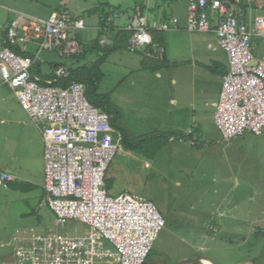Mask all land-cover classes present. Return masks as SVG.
Wrapping results in <instances>:
<instances>
[{"label": "rangeland", "instance_id": "374dc122", "mask_svg": "<svg viewBox=\"0 0 264 264\" xmlns=\"http://www.w3.org/2000/svg\"><path fill=\"white\" fill-rule=\"evenodd\" d=\"M242 2L246 9L234 8L236 13L246 12L249 21L264 16V10L246 0ZM187 4L188 0H0V25H5L12 13L41 18L64 14L84 22L82 35L89 42L98 36L100 17L114 10L122 12L117 22L124 23L128 15L132 19L134 10L144 6L143 15L150 27L156 22L152 21V12L146 11L147 6H155L158 16L163 13L161 22L167 25L172 17L179 16L184 26L176 44L170 43L174 38L171 30L166 33L151 29L154 45L130 52L127 43L117 40L116 48L100 65L98 92L108 99L107 115L117 142L105 174V190L112 196L124 193L146 198L165 220L147 264H180L194 257L208 258L214 264H264V139L262 149L259 147L261 159L249 157L242 166L231 155L238 141L221 139L213 121L211 97L218 78L213 79L199 66L192 73L191 65L195 59L206 63L212 54L207 49L210 44L217 49L220 60L225 61V56L213 36L187 33ZM52 52L39 55L35 65L39 64L41 71L51 61L66 66L74 62L71 57ZM97 58V51H88L77 64ZM172 59L178 62L177 76L184 82L186 106L173 104L182 86L171 84V78L176 77ZM205 78L212 79L213 84L205 86ZM196 95L192 101L186 99ZM31 122L15 92L1 85L0 171L8 172L12 181L6 187L0 185V264L12 263V238L17 230L57 231L69 236L83 235L87 230L74 220L56 225L55 216L46 205L47 195L41 189L44 165L37 160L32 142V133L39 131ZM121 132L126 141H120ZM262 134L264 137V129ZM153 137L154 142L159 141L157 152L149 145L144 149L128 145ZM30 159L31 163H25ZM18 183L33 187H13Z\"/></svg>", "mask_w": 264, "mask_h": 264}, {"label": "built area", "instance_id": "2783aa9c", "mask_svg": "<svg viewBox=\"0 0 264 264\" xmlns=\"http://www.w3.org/2000/svg\"><path fill=\"white\" fill-rule=\"evenodd\" d=\"M246 2L257 9L264 7L259 0ZM119 18L121 14L114 12L108 22ZM177 26L175 17L169 25L160 22L152 27L144 15L132 19L124 28L131 33L128 50L136 52L150 45L151 29L165 32ZM1 28L5 46L0 49V86L5 84L15 92L42 136L46 205L56 225L74 220L87 228L76 236L17 230L11 264H144L165 220L146 198L107 194L105 174L117 148L108 115L88 103L82 84L52 85L67 76L64 67L56 68L52 80L31 73L42 52L56 51L59 57L81 53L76 34L84 29L83 21L64 14L47 19L17 15ZM185 29L214 32L227 56L228 69L213 114L221 139L260 135L264 129V58L254 57L251 41L264 43V16L245 22L227 0H188ZM26 44L35 46L33 54L21 56L11 49ZM111 44L107 36L99 38L100 46ZM10 181L8 174L0 173V185L6 187Z\"/></svg>", "mask_w": 264, "mask_h": 264}, {"label": "crops", "instance_id": "0c3cea01", "mask_svg": "<svg viewBox=\"0 0 264 264\" xmlns=\"http://www.w3.org/2000/svg\"><path fill=\"white\" fill-rule=\"evenodd\" d=\"M148 10V12L149 11H151L152 12V14H151V18H152V21L153 22H156L157 24L158 23H160L162 20H164L163 18L164 17H162V14L163 13H161L159 16H158V11H156L155 12V10H156V8H155V6L154 7H148L147 6V9H146V11ZM180 11V10H179ZM115 12H119L120 14H122V12L120 11V10H115ZM186 12H187V7L185 6V10H184V16H185V14H186ZM54 14H57V13H53L52 15H54ZM12 15L13 16H11L10 18H8V19H6L5 20V24H6V21L8 22V21H10V20H12L13 18H15V17H17V15H24V16H29V17H35V16H33V15H27V14H23V13H12ZM52 15H49L47 18H49L50 16H52ZM123 16V15H122ZM121 16V17H122ZM146 17V16H145ZM179 17V16H178ZM177 17V18H178ZM35 18H40V19H47V18H41V17H35ZM119 19H121V18H119ZM119 19H117V20H119ZM126 19H128L126 22H124V23H120V22H117V20H114L113 21V23H112V28H111V30H110V32H108V34H110V37L111 36H114L115 35V33L119 30V29H122V28H124V27H126L127 25V22L128 21H130V20H132L131 19V16H127L126 17ZM80 20V19H79ZM146 20H147V17H146ZM156 23H154V24H156ZM83 24H84V22H83ZM149 24V23H148ZM1 26V25H0ZM2 26H4V25H2ZM182 26H184V24H183V22H182V19L181 18H178V26H177V29L176 30H171L172 32H170V33H173L172 35H174V38H173V40H171L170 41V43H175L176 44V42L177 41H179L180 39H177L179 36V34L182 32V29L181 28H183ZM84 27H85V25H84ZM96 28H97V30H98V28H99V24L96 26ZM84 30V29H83ZM82 30V31H83ZM82 31H80L79 32V34L82 36V39H83V41L85 40L86 41V37H85V35H84V33H83V35H82ZM152 31V30H151ZM151 31H150V34H151ZM184 31V30H183ZM166 32V31H165ZM1 33H2V31L0 32V35H1ZM4 33V32H3ZM166 33H168V32H166ZM187 33H189V32H187ZM190 34H206V35H208V36H213L214 38H215V40H217V38H216V36H215V34H214V32H206V33H198V32H196V33H190ZM110 37H108L109 39H110ZM152 37V36H151ZM153 38V37H152ZM86 43H88V41H86ZM85 43V44H86ZM2 44H3V41H1V39H0V49L2 48L1 46H2ZM155 44V42L154 41H152V43L150 44V45H154ZM166 45L164 44V47H165ZM23 47V46H22ZM19 47L20 49H21V51H23V52H25V53H28L29 55L30 54H33L34 53V51H35V46L34 45H31L30 44V46L29 47ZM149 46H146V47H144V49L146 48H148ZM198 47V46H197ZM217 47H218V45H217ZM252 47H253V55H254V57L255 58H258V59H260V58H264V43H262L259 39H254L253 40V45H252ZM193 48V47H192ZM145 49V50H146ZM207 49H210V50H212V54H210L208 57H207V61H205L206 63H204V61H201V60H199V59H195V60H197L196 61V63L194 64V65H191V72L193 73L194 72V68H198V66H199V68L200 67H202L203 69H205V70H207V72L211 75V77L213 78V77H216L215 79L217 80V78H218V80L217 81H219L218 82V84H217V81H216V86L214 85V89H212V91H211V97H212V106H213V109L215 108V104L217 103V100H218V96H219V92H220V89H221V85H222V77H223V69H226V72H227V69H228V60H227V56H226V54L218 47V50L220 51V52H222L223 54H224V56H225V61L224 60H220V58H221V56L218 54V52H217V49L215 48V47H213L211 44L210 45H208V47H207ZM34 50V51H33ZM45 52H52V51H45ZM53 53V52H52ZM162 55H163V59L166 61L168 58H167V56L165 57V49H163V51H162ZM192 59H194V56H193V58ZM184 62V61H183ZM187 62H188V60H187ZM49 64H55L53 61H51V62H48ZM172 65H171V67L173 68V70H176V77H172L171 78V84H172V86H178V85H181L182 86V89H181V92L180 93H178L176 96H175V99L176 100H174L173 101V104H177L178 102H180V104H182L183 106H186V105H184L183 103H185V100L183 99V97H185V95H184V92L186 91V89H184V87H183V85H184V82H182V80L177 76V71H178V69H177V67H178V62H176L174 59H172V63H171ZM51 65L50 66H48L45 70H43V71H41L40 70V66H39V64L37 65V69H36V71L34 72V73H32L34 76H36V77H38L39 79H43V80H46V79H48V76L50 75V73H51V71H52V69L51 68H49V67H51ZM206 67H210V68H213V70H209V69H207ZM172 73V72H171ZM193 78V77H192ZM191 78V81H194V79H192ZM214 79V78H213ZM209 81H212V82H209ZM204 82H205V86H207L208 84H213V80L212 79H209V78H205L204 79ZM189 89H187V91H188ZM202 89H200V92H202L201 91ZM197 96L198 95H196V96H193V97H189V98H186V99H188V100H190V101H192V100H194V98L196 97L197 98ZM22 107V106H21ZM22 110H24L23 109V107H22ZM24 112H25V110H24ZM26 113V112H25ZM27 114V113H26ZM28 116V115H27ZM28 118H29V116H28ZM30 119V118H29ZM31 121V120H30ZM32 124H33V122H31ZM34 125V124H33ZM35 128H36V126H35ZM39 131V130H38ZM189 132V131H188ZM32 138H33V144L35 145L34 146V150L35 151H37V153H36V158H37V160L38 159H40V162H42L43 161V165H44V159H43V152H44V143H43V139H42V136H41V134H40V131H39V134H36L35 132H33L32 133ZM262 139H264V137H263V134H262V132H261V134L260 135H252V134H250V133H245L244 135H242V136H240V137H237L236 139H234L235 141H238L237 142V144H236V146L234 147V148H232L231 149V155H233V159L238 163V164H241V165H239V166H242L243 165V162L247 159V158H249V157H252V158H255V159H257L258 160V158L259 159H261V155H260V153H261V150H260V148L262 149V147H260V145H261V141H262ZM234 140H232V141H234ZM30 141H31V139L29 140V143H30ZM260 147V148H259ZM33 148V147H32ZM248 156V157H247ZM32 162V159H30V160H28V161H26L25 163H31ZM255 163H257V162H255ZM0 173H6V174H8V172H6V171H0ZM9 175V174H8ZM10 176V175H9ZM42 185H41V189H42V191L44 192V194H45V197H46V193H45V191H44V189H43V170H42ZM11 181H12V178H11ZM31 185V184H30ZM33 186V185H32ZM120 194H122V193H120ZM113 196H115V195H113ZM47 198V197H46Z\"/></svg>", "mask_w": 264, "mask_h": 264}, {"label": "trees", "instance_id": "16d2710c", "mask_svg": "<svg viewBox=\"0 0 264 264\" xmlns=\"http://www.w3.org/2000/svg\"><path fill=\"white\" fill-rule=\"evenodd\" d=\"M229 2V4H231L233 6V8H243L244 10L246 9V5L242 2V0H227ZM264 1V0H263ZM262 2V1H261ZM264 3V2H262ZM255 7V6H254ZM257 8V7H255ZM260 10H264V7ZM135 13L133 15V20L137 19L139 16H143L144 14V6H140L138 7L137 10H134ZM115 12L112 11V13L110 14H106L100 17V21H99V28H98V36L97 38H95L92 41H89L88 43H84L82 36L77 33L76 34V40L78 41L80 47H81V53H79V56H72L71 58L74 60L73 63H71L69 66H66L63 63H57V64H52L51 65V73L48 76L49 80H52L55 78L53 72L56 70V68L58 67H64L67 71V76L65 78H60L57 79L56 82H52V85L54 86H61V87H66L72 83H80L84 86V96L85 99L88 101V103H90L92 106H94L95 108L99 109L100 111L109 114V102L108 99L105 95L100 94L98 92V86H99V81L102 77V74L100 72V65L101 63H103V60L105 59L106 55H108L111 51H113L116 48V41L119 40L120 43L124 42V44H128V39L131 35V33L127 30H125L124 28L119 29L114 36L110 37V34H108V32H110L111 28H112V23L113 22H108V18ZM234 13L237 14L239 17H241L245 22H248V15L246 14V12H239L236 13L234 10ZM71 19H77V18H71ZM102 28H105L106 31H102ZM105 35L107 37H110V40L112 42L111 45L109 46H100L99 45V38ZM0 39L1 41L4 40V33L2 31L1 35H0ZM254 40V38H253ZM253 40L251 41V44L253 45ZM152 41L153 38H152ZM5 44L3 43L1 47H4ZM149 46V45H148ZM11 49L18 55L21 56H26L29 55L28 53H25L23 51H21V49L19 47H11ZM90 52V51H97L98 52V58L96 61H91V62H83V65H78L77 62L78 60H81L84 58V54L86 52ZM76 62V63H75ZM37 65H35L34 69L36 68ZM209 70H213V68L210 67H206ZM226 73V69H223V75ZM111 126V125H110ZM112 127V126H111ZM114 129V127H112ZM122 134V132H121ZM189 134V133H188ZM123 135V134H122ZM121 135V136H122ZM156 139H159L158 136L155 137ZM120 141H126V136H122L120 138ZM131 145L132 148L135 147L137 149H144L147 145H149L151 147V150H153V152H157L160 149V145H159V141L154 142V137L153 138H149L142 141H139L138 144H128ZM9 183V182H7ZM6 183V186H7ZM16 189H26L29 188L31 189L33 186L30 184H22V183H18V184H13ZM152 251V249H151ZM150 251V253H151ZM150 253L148 254L147 257V261L148 258L150 256ZM147 261L144 264H147ZM193 264V263H192Z\"/></svg>", "mask_w": 264, "mask_h": 264}, {"label": "water", "instance_id": "95a60500", "mask_svg": "<svg viewBox=\"0 0 264 264\" xmlns=\"http://www.w3.org/2000/svg\"><path fill=\"white\" fill-rule=\"evenodd\" d=\"M202 260H208L211 264H214L210 259L208 258H204V257H194L192 259H189L183 263H180V264H192V263H195V262H200L202 263Z\"/></svg>", "mask_w": 264, "mask_h": 264}, {"label": "bare ground", "instance_id": "6f19581e", "mask_svg": "<svg viewBox=\"0 0 264 264\" xmlns=\"http://www.w3.org/2000/svg\"><path fill=\"white\" fill-rule=\"evenodd\" d=\"M202 263L203 264H211L208 260H204Z\"/></svg>", "mask_w": 264, "mask_h": 264}]
</instances>
